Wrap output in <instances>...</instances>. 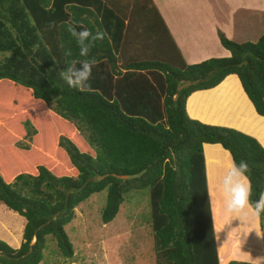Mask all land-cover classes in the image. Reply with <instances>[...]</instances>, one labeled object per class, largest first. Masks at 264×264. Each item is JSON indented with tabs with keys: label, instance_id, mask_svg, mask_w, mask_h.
Segmentation results:
<instances>
[{
	"label": "trees",
	"instance_id": "trees-1",
	"mask_svg": "<svg viewBox=\"0 0 264 264\" xmlns=\"http://www.w3.org/2000/svg\"><path fill=\"white\" fill-rule=\"evenodd\" d=\"M72 21L105 33L91 48L98 63L82 91L60 75L84 59L67 31ZM217 37L228 56L185 64L151 0H0V202L24 218L18 247L0 239V264H37L46 235L71 256L63 226L79 202L105 189L107 223L124 193L145 187L155 263L218 264L202 144L247 162L253 202L264 187V147L191 117L185 100L234 74L264 117V33L254 42ZM135 50L149 59L135 60ZM22 138L27 144L17 145ZM59 159L75 175L49 168ZM259 227L264 233V214Z\"/></svg>",
	"mask_w": 264,
	"mask_h": 264
},
{
	"label": "crops",
	"instance_id": "crops-1",
	"mask_svg": "<svg viewBox=\"0 0 264 264\" xmlns=\"http://www.w3.org/2000/svg\"><path fill=\"white\" fill-rule=\"evenodd\" d=\"M151 1L185 64L197 63L209 57H226L229 55L226 48L219 46L216 29L222 32L226 38L233 41L235 39V42H244V40H236L238 36V34L236 35V28L238 27L245 29L253 26L264 33V0H218V11L213 10L208 17L205 12L206 9L201 8V4L206 5L205 0ZM147 5L149 6V4ZM238 23L239 26L237 27ZM135 53L136 50L133 54ZM136 54L133 56L135 60L136 58L139 60L149 59V57H139ZM123 61H129L127 55ZM120 64L121 61L119 60L116 66L122 73L124 69L119 67ZM113 77L115 78L116 75ZM222 82L211 89L193 91L186 98L187 101L185 100L187 113L203 123L222 124L238 129L253 136L258 142L260 141L259 144L262 146L264 144L262 124L256 127L259 131L258 136L261 137L259 140L243 127L228 125V117L222 110V103L219 100V94L223 90L236 101L245 99L244 103L247 101L248 107H250L249 111L260 117L259 121L264 117L254 111L236 75H226ZM219 112H222V117ZM202 155L218 264H227L231 260L257 264L258 259L264 258V246L262 237L258 236L255 230L251 231L252 227L256 225V221L252 220L248 224H241L242 222L238 217L230 220L223 209L222 197L218 191L219 180L225 171L226 164L231 159L229 152L219 143H203ZM262 192H264V187ZM261 264H264V260H261Z\"/></svg>",
	"mask_w": 264,
	"mask_h": 264
},
{
	"label": "rangeland",
	"instance_id": "rangeland-1",
	"mask_svg": "<svg viewBox=\"0 0 264 264\" xmlns=\"http://www.w3.org/2000/svg\"><path fill=\"white\" fill-rule=\"evenodd\" d=\"M205 1L206 5L201 4V8L206 9L207 17L212 14L213 10L218 11V0ZM216 15L218 16V13ZM236 26L238 27L239 23ZM256 28L253 26L245 29L236 28V35L238 34L236 40L254 41L258 37L257 35L263 33ZM217 31L218 29H216V34ZM254 34L256 35L254 36ZM219 46L222 45L219 44ZM219 100L222 103V110L228 117V125L243 127L254 134L258 140L261 138L258 136L259 131L256 127L262 124L261 129L264 130V119L261 118V121H259L260 117L249 111L250 107H248L247 101L244 103L245 99L242 98V101H236L223 90L219 94ZM219 114L222 117V112H219ZM25 116L28 118L27 115H24L20 119L23 120L26 118ZM221 123L227 125L225 122L221 121ZM27 141V139L22 138L16 144L25 145ZM57 161L59 164L54 161L49 167L52 168L55 165L52 168L54 173L75 175L76 171L66 165L67 161L63 162L61 159ZM62 163H64L66 169L57 172L56 165L60 166ZM104 202L105 189H102L90 194L73 208V217L63 226L71 244V256L62 255L56 245L55 238L46 235L42 256L37 264H156L148 188L132 189L124 193L116 214L107 223H102L100 220V212ZM23 224L24 218L21 215L8 209L0 202L1 240L11 247H18L21 241Z\"/></svg>",
	"mask_w": 264,
	"mask_h": 264
},
{
	"label": "clouds",
	"instance_id": "clouds-1",
	"mask_svg": "<svg viewBox=\"0 0 264 264\" xmlns=\"http://www.w3.org/2000/svg\"><path fill=\"white\" fill-rule=\"evenodd\" d=\"M67 31L76 41L79 56L84 59L72 60L60 75L69 87L82 91L89 87L88 81L92 77V70L98 63L95 58H89L91 48L97 41H102L105 38V33L101 31L94 33L82 21L70 22ZM66 55L71 56V51ZM248 172L247 162L241 160L237 163L235 159H230L219 180L218 191L222 197L223 209L230 220L238 217L241 224H248L255 220L256 225L252 227L251 231L255 230L258 236H264L259 227L261 215L264 214V192L260 193L255 202L251 201L252 185L247 176ZM212 213L214 217V212L212 211ZM261 260L264 258L258 259L257 264H261Z\"/></svg>",
	"mask_w": 264,
	"mask_h": 264
}]
</instances>
